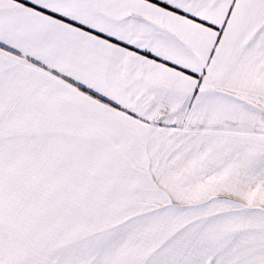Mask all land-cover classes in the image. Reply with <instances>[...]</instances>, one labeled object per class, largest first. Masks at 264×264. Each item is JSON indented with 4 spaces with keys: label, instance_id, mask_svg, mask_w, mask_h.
<instances>
[{
    "label": "snow or ice",
    "instance_id": "obj_1",
    "mask_svg": "<svg viewBox=\"0 0 264 264\" xmlns=\"http://www.w3.org/2000/svg\"><path fill=\"white\" fill-rule=\"evenodd\" d=\"M0 264H264V0H0Z\"/></svg>",
    "mask_w": 264,
    "mask_h": 264
}]
</instances>
